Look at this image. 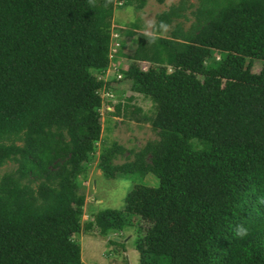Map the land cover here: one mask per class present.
<instances>
[{
	"label": "trees",
	"instance_id": "trees-1",
	"mask_svg": "<svg viewBox=\"0 0 264 264\" xmlns=\"http://www.w3.org/2000/svg\"><path fill=\"white\" fill-rule=\"evenodd\" d=\"M114 1L0 0V165L16 164L0 176V264H88L73 234L106 235L135 216L146 221L139 264H264V0H199L188 27L138 32L119 70L155 109L113 112L159 136L122 162V144L101 149L103 174L135 183L122 207L81 219L78 176L102 128ZM184 7L158 12V28L187 18ZM149 172L157 185L136 181Z\"/></svg>",
	"mask_w": 264,
	"mask_h": 264
},
{
	"label": "rangeland",
	"instance_id": "rangeland-1",
	"mask_svg": "<svg viewBox=\"0 0 264 264\" xmlns=\"http://www.w3.org/2000/svg\"><path fill=\"white\" fill-rule=\"evenodd\" d=\"M136 1L131 4H119L115 0L113 3L110 38L115 43L109 52L108 67L111 69L106 75V81L109 80L110 83L105 88L112 92L113 96L102 94V103L99 106L102 128L100 137L96 140V151L87 162L86 175L78 176V191L85 195L81 215L83 221L91 219L98 208L122 207L125 194L135 183L131 176L106 177L98 165L101 149L109 146L113 141L122 144L123 152L114 159L115 162H122L132 159L135 151L159 136L157 129L146 120L110 113L115 110V105L118 103H120V112L136 117H141L144 113L152 114L155 109L150 98L130 88L129 79L124 76L115 78L112 71L117 66L118 68L128 66L131 58L127 55L134 52L138 32L168 35L178 21L182 22L184 27H188L195 17L192 11L199 3V0H145L142 5L137 6ZM181 1L185 6L181 11L187 15V18L173 17L168 25L158 28L157 13ZM118 42L121 45H118ZM120 51L126 55L121 54ZM213 55L219 58L220 52L214 50ZM140 64L148 66L149 62L141 60ZM260 67L261 60L255 59L252 69L257 71ZM138 107L141 110H138ZM146 158L150 160V155L148 154ZM15 166L16 164L10 160L0 165V176L6 171L13 170ZM136 181L155 186L159 180L155 174L149 172ZM145 223V220L135 216L132 225L124 226L122 229H111L106 235L99 234L96 230L81 229L73 234L81 246V259L88 264H139V254L134 240L140 233L139 225H146Z\"/></svg>",
	"mask_w": 264,
	"mask_h": 264
},
{
	"label": "built area",
	"instance_id": "built-area-1",
	"mask_svg": "<svg viewBox=\"0 0 264 264\" xmlns=\"http://www.w3.org/2000/svg\"><path fill=\"white\" fill-rule=\"evenodd\" d=\"M119 3H121V2L119 1ZM114 43H115L114 40H110V49H111V47L114 46V45H113ZM119 44H120V43L118 42V45H119ZM120 45H121V44H120ZM116 49H117V47H116ZM145 66H146V68H147V65H145ZM145 66H141V67H142V68H145ZM110 69H111V68L107 66L106 69H105L103 72L98 73V78H99V79H102V80H104V81H106V80H107L106 75L109 73ZM112 73L114 74L113 77H115V78H121V77L123 76V74H122V72L119 70L118 66H117L116 69H114V70L112 71ZM101 94H103V95H110V96H113V93H112V92H109L108 90H105V89L102 90Z\"/></svg>",
	"mask_w": 264,
	"mask_h": 264
},
{
	"label": "clouds",
	"instance_id": "clouds-1",
	"mask_svg": "<svg viewBox=\"0 0 264 264\" xmlns=\"http://www.w3.org/2000/svg\"><path fill=\"white\" fill-rule=\"evenodd\" d=\"M161 27H165L164 25H161ZM235 235L239 238H244L248 235V229L245 228L243 225H238L235 228Z\"/></svg>",
	"mask_w": 264,
	"mask_h": 264
},
{
	"label": "crops",
	"instance_id": "crops-1",
	"mask_svg": "<svg viewBox=\"0 0 264 264\" xmlns=\"http://www.w3.org/2000/svg\"><path fill=\"white\" fill-rule=\"evenodd\" d=\"M116 106V105H115ZM110 113H112V115H116V113H114V112H110ZM117 115H119V114H117Z\"/></svg>",
	"mask_w": 264,
	"mask_h": 264
}]
</instances>
